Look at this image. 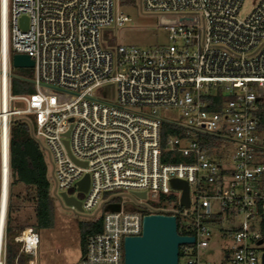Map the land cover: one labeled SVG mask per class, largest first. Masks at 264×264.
<instances>
[{"label":"built area","instance_id":"1","mask_svg":"<svg viewBox=\"0 0 264 264\" xmlns=\"http://www.w3.org/2000/svg\"><path fill=\"white\" fill-rule=\"evenodd\" d=\"M242 2L0 0V137L11 117L22 116L51 159L54 194L75 197L81 211L96 208L93 219L101 215L102 229L86 236L78 264H123V239L140 234L148 213L187 222L183 235L194 241L179 245L184 264H211L199 256L214 230L229 239L224 264H262L264 0L245 16ZM137 4L177 15L166 26L167 43L113 45L102 37L111 24L128 22L125 8ZM14 53L33 61L32 93H10ZM175 109L176 118L161 114ZM163 122L175 130L164 148ZM163 149L187 160L162 161ZM86 173L83 192L77 182ZM173 178L188 184V207ZM120 191H143L140 200L159 204L115 201ZM174 199L178 207L168 206ZM15 240L36 256L37 231L28 227ZM0 264H7L3 230Z\"/></svg>","mask_w":264,"mask_h":264},{"label":"rangeland","instance_id":"2","mask_svg":"<svg viewBox=\"0 0 264 264\" xmlns=\"http://www.w3.org/2000/svg\"><path fill=\"white\" fill-rule=\"evenodd\" d=\"M258 0H243L240 9V15L245 16L255 6ZM125 8L130 19L122 26L111 24L107 28L102 30V37L109 39V42L113 45L117 44H134L138 46H157L168 42L167 38V25L177 20V15L171 12H149L144 11L139 4L135 7ZM11 73L14 75L29 76L33 87V68L13 66L10 64ZM35 91V87H34ZM33 91V92H34ZM109 94L104 98L109 101H113L116 97V85L112 84L109 88ZM19 94H29L20 92ZM11 106L21 107L23 104L20 101H12ZM179 110H167L161 112L167 118H176ZM32 117V116H31ZM22 118L21 117H11ZM11 119V120H12ZM44 158L47 164L48 176H51L53 166L51 159L47 152L44 151ZM1 166V165H0ZM9 175V169H8ZM54 182L51 179L50 195L52 198V223L49 227L37 228L38 244L37 251L40 259H45V264H77V260L82 256L85 249V240L81 238V222L90 221L93 219L90 215L96 210V208L87 211H79L66 205L62 199L55 195L53 192ZM8 188V187H7ZM115 201L124 202L126 204L136 205L143 203L149 205V207H156L159 201L148 197L145 200L140 198L129 191H120L117 193ZM177 199L170 200L168 206L178 207ZM104 209V207H102ZM102 213L101 209L97 211V215ZM19 221H24L30 226L24 229L33 227L34 223V209L33 204L25 202L19 209L17 214ZM180 225H184V220L179 216ZM23 229V230H24ZM22 231V230H21ZM19 232V234L21 233ZM18 234V235H19ZM83 243V246H82ZM229 243V239L221 237L217 230L213 231V235L210 241V246L201 250L200 260L208 261L211 264H224L226 262L225 251L226 245ZM3 245L5 248V241L3 237ZM19 249L21 251V243H19ZM37 254V252H36ZM33 258V257H32ZM185 257L179 256L178 264H184Z\"/></svg>","mask_w":264,"mask_h":264},{"label":"trees","instance_id":"3","mask_svg":"<svg viewBox=\"0 0 264 264\" xmlns=\"http://www.w3.org/2000/svg\"><path fill=\"white\" fill-rule=\"evenodd\" d=\"M134 4L135 0H123ZM10 93L15 95L20 92L32 93L33 84L29 76L14 75L10 73ZM174 125L163 122L161 126V146L164 148L165 139L173 133ZM168 151L162 150V161H186L187 158L179 153L169 157ZM8 188L3 224V237L5 241V260L10 264L24 263L31 256L20 251L19 243L15 237L25 227L30 226L24 221H19L17 214L25 202H31L34 209L33 227H49L52 223V198L50 195L52 175L48 176L47 164L44 158V149L33 137L30 124L23 118H13L8 128ZM1 182V170H0ZM1 184V183H0ZM177 231L188 234L185 225H180L177 218ZM82 241L90 233L101 231V215L90 221L81 222ZM83 246V243H82Z\"/></svg>","mask_w":264,"mask_h":264},{"label":"water","instance_id":"4","mask_svg":"<svg viewBox=\"0 0 264 264\" xmlns=\"http://www.w3.org/2000/svg\"><path fill=\"white\" fill-rule=\"evenodd\" d=\"M26 21V17H23ZM25 27V25H24ZM13 66L31 67L32 59L24 53H14L11 57ZM68 135V130L64 133ZM68 147L67 140H64ZM8 144V141H7ZM8 146V145H7ZM89 183L88 174L78 180L77 188L86 191ZM170 183L175 188L182 190L180 204L184 207L189 206L188 184L182 179L173 178ZM0 184V208L1 200ZM138 197H145V193L133 192ZM62 201L68 206H75L81 211L80 201L73 196H68L64 192L60 194ZM37 231V228H33ZM194 237L183 235L177 231L176 216L163 213L144 214L141 223V232L138 235H128L123 239V264H178L179 245L192 243ZM261 241H259L260 243ZM262 264H264V254H262Z\"/></svg>","mask_w":264,"mask_h":264},{"label":"bare ground","instance_id":"5","mask_svg":"<svg viewBox=\"0 0 264 264\" xmlns=\"http://www.w3.org/2000/svg\"><path fill=\"white\" fill-rule=\"evenodd\" d=\"M8 128L5 124L1 132L0 137V170H1V200L2 205L0 208V238L3 230V223L5 217V206L7 199V187H8Z\"/></svg>","mask_w":264,"mask_h":264},{"label":"crops","instance_id":"6","mask_svg":"<svg viewBox=\"0 0 264 264\" xmlns=\"http://www.w3.org/2000/svg\"><path fill=\"white\" fill-rule=\"evenodd\" d=\"M80 258H81V257L78 258V260H77V264H78ZM44 260H45V259H44ZM44 260L39 258L38 251H37V254H36V256H35L34 258H32V256H30V257L27 259V261H24V263H18V262H16V260H15V262L10 263V264H45V261H44ZM7 264H8V263H7ZM46 264H47V263H46Z\"/></svg>","mask_w":264,"mask_h":264}]
</instances>
